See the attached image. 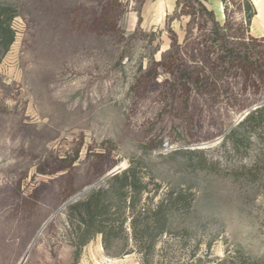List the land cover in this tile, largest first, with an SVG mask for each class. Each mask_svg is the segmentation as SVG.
Returning <instances> with one entry per match:
<instances>
[{
	"label": "rangeland",
	"instance_id": "obj_1",
	"mask_svg": "<svg viewBox=\"0 0 264 264\" xmlns=\"http://www.w3.org/2000/svg\"><path fill=\"white\" fill-rule=\"evenodd\" d=\"M199 1L0 0L17 10L0 264H264V0L249 24L247 0ZM129 166L141 205L180 196L168 232L149 254L128 224L109 251L101 234L78 248L69 205Z\"/></svg>",
	"mask_w": 264,
	"mask_h": 264
},
{
	"label": "trees",
	"instance_id": "obj_2",
	"mask_svg": "<svg viewBox=\"0 0 264 264\" xmlns=\"http://www.w3.org/2000/svg\"><path fill=\"white\" fill-rule=\"evenodd\" d=\"M199 1V0H198ZM225 1V0H223ZM200 4L201 1H199ZM204 9H206L203 6ZM245 22L249 24L256 10L249 0L245 7ZM17 15L15 7L0 3V54H5L16 38L12 21ZM214 25L220 28L218 22ZM227 28V23L222 29ZM223 44L226 59L245 63L249 56L247 51L241 52L240 46ZM259 108L249 114L253 117ZM109 186L99 187L68 207V218L77 239V247L81 248L97 234L102 235L103 246L106 250L113 246L118 239L127 241L129 234L126 225L131 228V240L144 254H149L156 246L157 240L169 229L170 214L176 206L180 196L161 199L155 206L141 205V196L146 186L133 166H129L114 174ZM170 202V203H169ZM172 203V204H171Z\"/></svg>",
	"mask_w": 264,
	"mask_h": 264
},
{
	"label": "water",
	"instance_id": "obj_3",
	"mask_svg": "<svg viewBox=\"0 0 264 264\" xmlns=\"http://www.w3.org/2000/svg\"><path fill=\"white\" fill-rule=\"evenodd\" d=\"M114 172H116V170L112 171L110 174H108V176L111 175V174H113Z\"/></svg>",
	"mask_w": 264,
	"mask_h": 264
},
{
	"label": "bare ground",
	"instance_id": "obj_4",
	"mask_svg": "<svg viewBox=\"0 0 264 264\" xmlns=\"http://www.w3.org/2000/svg\"><path fill=\"white\" fill-rule=\"evenodd\" d=\"M223 5V4H222Z\"/></svg>",
	"mask_w": 264,
	"mask_h": 264
}]
</instances>
